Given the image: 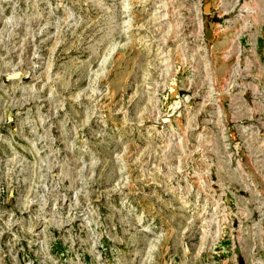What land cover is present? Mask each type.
I'll list each match as a JSON object with an SVG mask.
<instances>
[{
	"label": "rangeland",
	"instance_id": "1",
	"mask_svg": "<svg viewBox=\"0 0 264 264\" xmlns=\"http://www.w3.org/2000/svg\"><path fill=\"white\" fill-rule=\"evenodd\" d=\"M0 264H264V0H0Z\"/></svg>",
	"mask_w": 264,
	"mask_h": 264
}]
</instances>
